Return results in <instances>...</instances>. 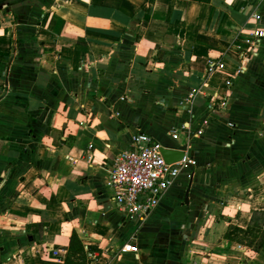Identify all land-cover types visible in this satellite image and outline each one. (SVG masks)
I'll return each instance as SVG.
<instances>
[{
  "label": "crops",
  "instance_id": "0c3cea01",
  "mask_svg": "<svg viewBox=\"0 0 264 264\" xmlns=\"http://www.w3.org/2000/svg\"><path fill=\"white\" fill-rule=\"evenodd\" d=\"M255 27L264 0H0V264H64L73 231L86 264H264L224 237L264 211ZM137 130L190 162L128 218L106 180Z\"/></svg>",
  "mask_w": 264,
  "mask_h": 264
},
{
  "label": "built area",
  "instance_id": "2783aa9c",
  "mask_svg": "<svg viewBox=\"0 0 264 264\" xmlns=\"http://www.w3.org/2000/svg\"><path fill=\"white\" fill-rule=\"evenodd\" d=\"M251 17L259 20L257 14H252ZM249 35L245 42L252 48L264 37V30L255 27ZM223 65L220 61L209 60L207 71L211 74ZM198 133H201V130ZM161 149L160 143L150 134L137 130L132 135L129 147L117 153L112 160L106 185L112 191L114 207L128 218H143L158 204L160 197L182 168L190 162L185 157L175 162H167ZM122 249L135 251L133 240Z\"/></svg>",
  "mask_w": 264,
  "mask_h": 264
},
{
  "label": "trees",
  "instance_id": "16d2710c",
  "mask_svg": "<svg viewBox=\"0 0 264 264\" xmlns=\"http://www.w3.org/2000/svg\"><path fill=\"white\" fill-rule=\"evenodd\" d=\"M195 1L209 2V0ZM224 237L258 251L264 245V211L252 210L250 222L246 228L230 225ZM64 264H86L84 245L75 231L70 236Z\"/></svg>",
  "mask_w": 264,
  "mask_h": 264
},
{
  "label": "water",
  "instance_id": "95a60500",
  "mask_svg": "<svg viewBox=\"0 0 264 264\" xmlns=\"http://www.w3.org/2000/svg\"><path fill=\"white\" fill-rule=\"evenodd\" d=\"M162 155L167 162H175L183 156L182 151L174 150L173 148H162ZM176 152V153H174ZM174 154H177L176 156Z\"/></svg>",
  "mask_w": 264,
  "mask_h": 264
},
{
  "label": "rangeland",
  "instance_id": "374dc122",
  "mask_svg": "<svg viewBox=\"0 0 264 264\" xmlns=\"http://www.w3.org/2000/svg\"><path fill=\"white\" fill-rule=\"evenodd\" d=\"M134 218H137V217H134Z\"/></svg>",
  "mask_w": 264,
  "mask_h": 264
}]
</instances>
